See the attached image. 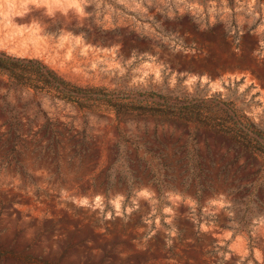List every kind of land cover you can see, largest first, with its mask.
<instances>
[{
  "label": "rangeland",
  "instance_id": "obj_1",
  "mask_svg": "<svg viewBox=\"0 0 264 264\" xmlns=\"http://www.w3.org/2000/svg\"><path fill=\"white\" fill-rule=\"evenodd\" d=\"M0 59V264H264V0H0Z\"/></svg>",
  "mask_w": 264,
  "mask_h": 264
},
{
  "label": "trees",
  "instance_id": "obj_2",
  "mask_svg": "<svg viewBox=\"0 0 264 264\" xmlns=\"http://www.w3.org/2000/svg\"><path fill=\"white\" fill-rule=\"evenodd\" d=\"M3 60L0 59V63H2ZM44 68V66H43ZM45 74L47 76V78L50 80V82H52L53 80H55L59 86L62 85V80H60V78L55 74V72L49 68L45 69Z\"/></svg>",
  "mask_w": 264,
  "mask_h": 264
}]
</instances>
